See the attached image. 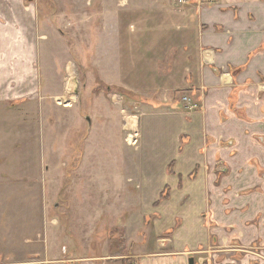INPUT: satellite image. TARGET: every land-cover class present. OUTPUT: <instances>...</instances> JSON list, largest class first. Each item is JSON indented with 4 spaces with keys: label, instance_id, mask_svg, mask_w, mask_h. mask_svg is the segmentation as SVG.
Listing matches in <instances>:
<instances>
[{
    "label": "crops",
    "instance_id": "crops-1",
    "mask_svg": "<svg viewBox=\"0 0 264 264\" xmlns=\"http://www.w3.org/2000/svg\"><path fill=\"white\" fill-rule=\"evenodd\" d=\"M98 10L102 33L114 16L122 75L102 78L139 111L128 140L139 144L143 180L157 198L171 191L164 206L191 209L176 229L179 257L151 253L142 264H184L193 257L183 253L206 239L264 246V0H101ZM44 24L35 0H0V105L49 93ZM230 249L215 264H251L250 255L233 259L245 250Z\"/></svg>",
    "mask_w": 264,
    "mask_h": 264
},
{
    "label": "rangeland",
    "instance_id": "rangeland-1",
    "mask_svg": "<svg viewBox=\"0 0 264 264\" xmlns=\"http://www.w3.org/2000/svg\"><path fill=\"white\" fill-rule=\"evenodd\" d=\"M35 2L47 24L41 32L50 38L41 63L50 91L0 105V264H142L148 254L172 250L179 257L176 229L191 209L164 206L171 191L157 198L148 189L139 144L128 140L132 133L136 139L128 127L139 111L102 78L122 75L113 9L102 33L101 0ZM61 83L64 90L53 96ZM200 215L208 232L210 208ZM170 221L173 226L161 232ZM231 243L245 250L234 260H264V246L224 239L202 240L201 249L183 257L192 256L193 264L222 262ZM215 250L219 255L211 257Z\"/></svg>",
    "mask_w": 264,
    "mask_h": 264
},
{
    "label": "built area",
    "instance_id": "built-area-1",
    "mask_svg": "<svg viewBox=\"0 0 264 264\" xmlns=\"http://www.w3.org/2000/svg\"><path fill=\"white\" fill-rule=\"evenodd\" d=\"M178 1L181 3H188L190 0H178ZM184 99H187V97H185ZM130 135H132V134H130Z\"/></svg>",
    "mask_w": 264,
    "mask_h": 264
},
{
    "label": "water",
    "instance_id": "water-1",
    "mask_svg": "<svg viewBox=\"0 0 264 264\" xmlns=\"http://www.w3.org/2000/svg\"><path fill=\"white\" fill-rule=\"evenodd\" d=\"M190 259H191V260H190V263L193 264V263H194L193 258H190Z\"/></svg>",
    "mask_w": 264,
    "mask_h": 264
},
{
    "label": "trees",
    "instance_id": "trees-1",
    "mask_svg": "<svg viewBox=\"0 0 264 264\" xmlns=\"http://www.w3.org/2000/svg\"><path fill=\"white\" fill-rule=\"evenodd\" d=\"M164 197L163 195H161V198Z\"/></svg>",
    "mask_w": 264,
    "mask_h": 264
}]
</instances>
